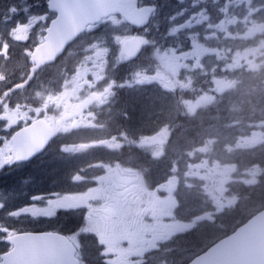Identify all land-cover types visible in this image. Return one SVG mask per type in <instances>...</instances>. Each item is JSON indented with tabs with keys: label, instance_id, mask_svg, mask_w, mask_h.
Segmentation results:
<instances>
[{
	"label": "rangeland",
	"instance_id": "rangeland-1",
	"mask_svg": "<svg viewBox=\"0 0 264 264\" xmlns=\"http://www.w3.org/2000/svg\"><path fill=\"white\" fill-rule=\"evenodd\" d=\"M10 1L11 5L9 6ZM166 1H160L161 8H164L161 21L156 20L150 26L138 30L128 24L122 16L111 15L102 19V23L100 22L101 24L98 25L100 33L97 36L86 37L79 46L81 48L90 47V52L95 53L94 56L97 62H93L96 65H92L93 70L91 71V79L94 80V84L103 82L107 86L110 80L116 82L118 96L113 103L118 104L119 112H121L122 96L126 93L127 88L135 83L145 84V73H148L146 66L139 64L141 61L138 58L132 61L131 64L124 65L127 59L120 50V42L123 39L137 34L145 46L144 56L141 57L145 58L149 53H152L155 58L161 57V64L165 63L166 65V80L162 82L157 77H151L150 82H160L171 93H176L178 88H181L179 90L181 93L182 90L189 87L188 82L181 77L182 71L189 74L188 69L194 68V70L198 69L199 73H206L204 67L205 53L208 51L219 53L215 49L218 46H210L200 37L205 30L211 27L208 24L212 20L207 12V7L204 6L199 11L198 6L201 3L207 5L209 0ZM215 1L219 0H210L211 3ZM243 1H245L247 9L251 11L254 7V0H225L222 9L224 17L219 20L218 29L222 31L220 40L221 38L224 39L225 49L228 53L230 52L232 58L236 55H242L243 52L241 51L248 49L251 43L249 38H252L253 34L262 31L261 28L264 26V23L261 22L252 23L246 30L243 29L242 23L236 25L238 24L236 18L252 21L257 19L254 14L242 13L243 16L241 17L239 15H229L235 13V11H229L227 4L232 3L235 8L237 4ZM142 2L155 4L158 0H142ZM169 4H172L174 8H179V10L172 12L168 6ZM258 5L264 6V2ZM6 11L9 14L6 17L8 31L5 34L3 33L5 36L0 33V40L4 42L0 64L3 74L0 75V78H7L8 81L12 82L8 79V75L14 76L17 71L30 67L31 48L37 40L42 39L44 29L53 14L47 8L45 0H8ZM207 21L209 23L204 26ZM160 22H163L164 26L171 25V27L168 33L167 31L164 33L162 43L157 44L154 50H149L147 48L148 44L154 43L150 37L153 31H158ZM182 35H184V38H182ZM187 41L191 44V48L185 51ZM258 42L259 44L250 58L251 61L248 63L249 66L244 71L259 70L264 62L262 59L264 53L261 52L264 40H257L256 43ZM235 46L239 47L234 50ZM161 47L162 49H160ZM253 56L258 59L255 64L252 61L255 59L252 58ZM189 57L192 60L197 58V60L192 65L187 64ZM244 60L248 61V56ZM130 67L131 71L127 73L125 69ZM134 69H139V71H134ZM116 76L118 77L116 78ZM66 83L67 80L62 81V86H65ZM234 83L233 79H228L225 83L214 80L208 88H206L207 85L204 88L195 86L194 93H190V97L179 98V100L176 97L175 99L177 105L180 102L184 107L185 115L198 118L200 122L207 120L203 123V126L208 131V136L202 138L203 142L191 149L188 148V144L186 145L187 150H190L189 154L194 153L195 156H198V160L187 161L183 181L188 186H200V189L213 202L214 208L217 207L218 210L223 205L229 204V202L225 203L227 198L226 201L223 200V195H225L223 191H225V185L233 178V174L237 170L239 156L242 154L240 152L264 143V117H257L249 120L244 132L238 134L234 140L229 139L223 145L217 147L218 149L214 148L215 143L218 141L216 132L219 127H223L221 124L227 121L218 119L211 109V105L218 104L220 97L224 98L216 93L225 91V95L228 97L231 93L230 90L236 88ZM52 93V90L45 92L44 96H51ZM151 98V102H144L145 105L141 106V109L143 115L150 114L154 117L156 124H160L161 127L155 132L141 131L145 122L135 123L134 121L133 125V114L128 113L127 116H131L128 119L130 127L128 133L138 135L137 137H134L135 135L131 136L126 131L118 130L120 125L118 120L112 122L111 117L100 115V110L96 112L84 111L80 116H72L67 123H62L58 132L86 127L93 131L82 132L83 136H81V141L77 145L68 142L59 149H47L32 164H53L59 158L71 161L77 159V164L73 163V168L59 171L61 173L59 180H62V182L56 189L46 188L41 192L33 191L34 184H31L32 178L28 173L30 162L1 166L0 195L5 192V196L0 199V229L4 234L0 239L4 240L7 234H11L18 229L17 226L5 225L6 223L11 224L13 221L10 216L15 219L20 217L24 222L31 225L37 224L38 219L55 218V220L63 221L64 219L62 220L59 217L61 214L65 220L69 216L78 215L81 223L76 225L75 232L72 235L73 238L78 239V237L87 235L94 237L100 247L102 260L107 264H139L144 258L153 254V250L150 252L151 249H158L160 241H166L177 232L194 225V220H197V218L174 220V211L177 207L175 191L179 187L181 178L179 165H174L162 181L151 185L146 178V170L140 167V154H136L131 150H127L125 153L118 152V149L121 150L123 145L137 144L141 148L151 151L154 157L162 156L166 142L169 140V134L172 131L171 126L175 122L172 118L166 119L171 116L165 110L166 101L157 102L156 97ZM22 100H24L23 97ZM227 102V109L232 110L233 119H243L244 116L241 111L243 110L244 100L234 99L230 96L227 98ZM24 105L26 104H23V110L20 112V118L23 122L33 115L29 111L31 108ZM250 108L252 110L257 109L256 103L250 102ZM152 109L155 111H152ZM176 112L172 111L170 113L175 114ZM120 116L114 119H119ZM182 123H186V121ZM4 126L7 127L6 124ZM182 126L181 130H183ZM114 127L116 128L114 129ZM224 127L229 130V127ZM93 132H96L97 135L94 136L95 133ZM161 132L162 134L159 136ZM123 133L127 136L126 140H122L120 137L125 136ZM4 138V135L1 134L0 140ZM8 139L6 138V140ZM92 143H95V145L92 146ZM96 149L98 153L95 151ZM105 151L108 156H106ZM232 156L233 158L230 159L229 157ZM98 157H100V160L97 159ZM114 157H120L121 159ZM222 157L227 159L223 160ZM228 160L233 161V165L230 166L226 163ZM135 163L138 166H134ZM254 167L257 168L256 165ZM36 168L35 171L38 170L36 175L39 177V166ZM15 173H17L16 176L24 174L22 176L23 182L16 181L18 187H7L5 184L9 185L12 182L9 179L10 175ZM189 177L191 179L188 180ZM254 180L255 177L252 175L250 181ZM35 182H39V179ZM14 188H18V190L15 191ZM6 193L9 194L7 202H5ZM12 193H17L22 197L17 202L12 201ZM71 211L74 214L70 215ZM73 241L77 244L76 240ZM185 255L187 254L184 253L183 256Z\"/></svg>",
	"mask_w": 264,
	"mask_h": 264
},
{
	"label": "trees",
	"instance_id": "trees-1",
	"mask_svg": "<svg viewBox=\"0 0 264 264\" xmlns=\"http://www.w3.org/2000/svg\"><path fill=\"white\" fill-rule=\"evenodd\" d=\"M7 1L8 0L0 1V33L4 34L6 31H8L6 24V17L9 15L7 13L8 10L6 11ZM160 1L161 0H158V2L155 3L157 10L152 15L148 25L145 27L150 26L156 20H162L164 8H161ZM168 1L169 0L166 2ZM171 1L175 2L177 0ZM224 1L225 0H219L211 3L209 0L207 5L201 3L198 6L199 11L204 6L207 7V12L212 20L210 23L207 21L206 24H204V26H206L209 23L208 25H211V27L205 30L200 37L208 45L218 46L215 47V49L219 51V53H213L210 51L205 53L204 67L207 72L199 73V70H194V68L188 69L189 74H186L185 71H182L181 77L182 79L186 80V82H188L189 87H186V89L182 90L181 93L179 91L181 88L176 89V93H171L166 89H162L160 84L157 82L150 84L149 86L147 84H135L133 88H127L126 93L122 96L120 110V114L122 116H120L119 119H112V122L116 120L120 122V125L118 126L119 131H126L127 134L134 136L135 134L133 135L132 133H128L130 127L127 121L131 118V116H127L128 112L131 111L129 114H134L133 118L135 123H137V121L141 119V106L145 105L144 102H151V97H156L157 102L166 101L165 110L167 111V114L171 115L166 119L172 118L175 124L171 126L172 131L169 134V140L166 142L165 150L162 153V156L154 157L151 154V151L143 149L137 144L123 145L121 150L118 149V152L125 153L127 150H131L136 154L139 153V161L141 162L140 167L146 170V178L151 183V185L162 181L170 173L174 165H179V175L181 178L179 187L175 191V195L177 197V207L174 211V220H192L193 218H197V220H194V225L188 229L177 232L173 237L167 239L166 241H160L158 244V249H151L150 252L153 250V254L147 258H144V260L139 264H186L193 255L202 252L216 240L235 230L238 225L246 221L256 211L264 207V143L244 150L247 152H240L242 154L239 156L237 170L233 174V178L225 185L226 189L223 191V193H225V195H223V200L226 201L227 198L225 203L229 202V204L223 205L219 210L217 207L214 208L213 202L208 197V195L200 189V186H188L183 181L187 161L198 160V156H195L194 153L189 154L190 150H187L186 145L188 144L189 149L195 147L196 145H200L203 142L202 138L204 136H208V131L205 130L203 126V123L207 120L200 122L198 118H195L191 115H185V110L182 104L180 102L179 105L176 104V97H178V100L179 98L190 97V93H194L195 86L204 88L206 87L205 85H207L206 88H208L210 84H213L214 80H219L223 83H225V81L228 79H233L235 81L234 86H236V88L230 90L231 93L228 95V97L231 96L234 99L239 98L244 100V104L242 105L243 110L241 111V114H243L244 117L241 120H234L232 110L227 109L228 97L225 95V91L222 93H216L218 96L222 95L224 98L220 97L218 104L211 105V109L214 111V114L218 117V119L227 121L226 123H222L221 126L223 127H219V130L216 132V136L218 138V141L214 145V148L216 149H218L217 147L223 145L227 140H234L238 134L243 133L249 120H253L257 117H264V62L261 64L262 66L259 70H254L252 72L244 71L245 68H248V63L251 61L250 58L255 52L254 49H256L259 44V42L256 43V41L264 40V26L261 28L262 31H259L258 34H253L254 36L249 38L251 43L249 44L248 49L241 51L243 52L242 55H236L234 58H232L230 52L228 53L225 49L224 39L221 38L220 40V37H222V31L218 29L219 20H222L224 17V11L222 10ZM262 2L264 1L254 0V7L251 11L247 9L245 1L237 4L235 8L233 7L232 3L230 5L227 4V9H229V11H235V13H230V16L239 15L241 17L243 16L242 13L247 15H256L257 19L254 21L250 19L245 20L236 18L238 21V24L236 25H241L242 23L243 29L247 30L248 26L252 23H264V6L258 5ZM10 5L11 1L9 2V6ZM168 6L172 12L179 10V8H174L172 4H169ZM170 27L171 25L164 26L163 22H160L158 31H153L150 37L154 43H149L147 48H149V50H154L157 44H161L164 33L166 31L168 33ZM137 29L139 30L142 28ZM198 30L201 31L200 28H198ZM182 38H184V35H182ZM238 47L235 46L234 50H236ZM185 48V51L190 50L191 48V44L188 41L185 44ZM144 49L145 46L138 55V59L141 61L139 64L145 65L147 72L154 68L158 69L160 67L161 57L155 58L154 55L152 56V53H149L145 58H143L141 56H144ZM160 49H162V47ZM261 52L264 53V45L262 46ZM2 55L3 54L0 55V64L2 62ZM243 56L244 58L248 56V61L244 60ZM252 58L255 57L253 56ZM70 59L72 58L70 57ZM262 59L264 60V56H262ZM196 60L197 58L192 60V58L189 57L187 59V64L192 65ZM252 61L255 64L258 59L255 58ZM127 63L131 64V61L126 60L124 65ZM125 71L128 73L131 71V67L125 69ZM134 71H139V69H134ZM28 73L29 67L24 70L17 71L14 76L8 75V79H10L12 82L8 81L7 78L6 81L10 84H14L24 80ZM1 74H3L2 70H0V75ZM117 77L118 76H116V78ZM61 79L62 77L60 72H57L52 78L49 79V82L52 84ZM33 83L34 79H31L26 87L20 88L14 93L20 94L24 100L29 99L31 92L33 93ZM4 89L5 85L2 86V89L0 90L1 93H3ZM133 92H135L136 96L141 97L143 102H141L138 98H132L131 96ZM250 102H255L257 109L252 110L250 108ZM153 109L152 111H155ZM172 111L177 112L175 114H171L170 112ZM184 121H186V123H182ZM143 122H145V125L141 131H146L148 133L149 131H158L161 127L160 124H156L154 117L150 115H146L143 119ZM180 123H182L183 126ZM181 126L183 127V130H181ZM224 126L229 127V130H227ZM116 127H114V129ZM92 131L93 130L86 128L85 130L77 131V135H63L62 143L58 140H54L52 144H50L49 148L59 149L63 144L68 142H72L73 144L77 145L81 141V136H83L82 132ZM93 133H95L94 136L97 135L96 132ZM123 135L125 136H120L121 139L126 140V134L123 133ZM134 137H137V135ZM95 151L98 153L97 149ZM106 156H108L107 152ZM106 156L103 157L105 158ZM39 158L40 156L35 158L33 162H30V168L28 171L32 178L31 184H34L33 191L41 192L46 188L56 189L62 182V180H59L61 176L59 171H65L73 168V163L77 164V159L71 161L59 158V160H56L53 164L32 165ZM114 158L119 159L120 157ZM229 158L231 159L233 156ZM97 159L100 160V157ZM222 159L226 160L227 158L222 157ZM135 161L139 162L138 160ZM226 163L230 164V166L233 165V161L231 160H228ZM120 165L122 164L120 163ZM254 165H256L257 168H255ZM38 166L39 177L36 175L38 170L35 171V169H37L36 167ZM134 166H138L137 163H135ZM53 171H55V173H53ZM17 173L10 175L9 179H11L12 182L9 185L5 184L7 187H18L17 182H23L22 176L24 174L16 176ZM252 175L255 177L254 181H250ZM35 179H39V182H35ZM189 179H191V177H189L188 180ZM14 190L17 191L18 188H14ZM4 194L5 192L0 195V199L4 198ZM8 196L9 194L6 193L5 202H7ZM21 197L22 195L12 193V201L17 202ZM72 214H74L73 211H71L70 215ZM59 217L60 219L64 220L58 221L57 219L55 220V218L38 219L37 224L30 225L29 223L24 222V220H22L20 217L15 219L10 216L13 221L11 224L6 223L5 225H10V227L17 226V230H58L64 232L71 239L77 241L79 254L82 258L83 264H107L104 262V260H102L100 247L98 246L94 237L87 235L78 237V239L73 238L72 235L75 232L76 225L81 223V219L78 215L69 216L67 217V220H65L62 214ZM2 235L4 234L0 229V237ZM8 248L9 244L5 241V239H0V254ZM184 253L187 255L183 256Z\"/></svg>",
	"mask_w": 264,
	"mask_h": 264
},
{
	"label": "water",
	"instance_id": "water-1",
	"mask_svg": "<svg viewBox=\"0 0 264 264\" xmlns=\"http://www.w3.org/2000/svg\"><path fill=\"white\" fill-rule=\"evenodd\" d=\"M47 4L55 16L45 28L43 39L31 50L29 74L10 90L25 87L39 67L54 62L88 25L120 15L140 28L149 23L156 10V5L139 0H47ZM120 45L122 54L129 58L143 49L137 34L123 39ZM54 136L52 124L42 117L17 128L11 136L17 159L28 161L40 154ZM5 241L10 247L0 254V264H81L76 244L58 230L17 231L7 235ZM187 264H264V207Z\"/></svg>",
	"mask_w": 264,
	"mask_h": 264
},
{
	"label": "flooded vegetation",
	"instance_id": "flooded-vegetation-1",
	"mask_svg": "<svg viewBox=\"0 0 264 264\" xmlns=\"http://www.w3.org/2000/svg\"><path fill=\"white\" fill-rule=\"evenodd\" d=\"M45 2L48 8L47 0H45ZM49 11L53 14V16L50 18L51 20L54 18L55 13L51 10ZM101 21L88 25L86 30L81 33L72 43H70L66 47L65 51L59 55L54 62L50 64H43L35 71L33 76V93L31 92L30 99L22 100V96L20 94L14 93L20 88L10 90L14 85H16V83L10 84L5 78H0V90L2 89V86L5 85L3 93L0 91V135L3 134L5 137L4 139L0 140V167L5 164L15 165L22 162L16 157L13 144L11 142V136L19 126L29 123L34 119L42 117L47 119L52 124V127L55 130V136L50 140V146L54 140H58L62 143L63 135H77V131H82L87 128L58 132L60 125L62 123H67V121L71 119L72 116L78 117L84 111L88 110L91 112L100 110V115L104 117H111L112 119L121 115L118 104L113 103V101H115L118 96V86L116 82L114 80H110L108 81L107 86L104 85L103 82L94 84V80L91 79V71L93 70L92 65L95 64L93 62H97L94 56L95 53L90 52V47H79L86 37L93 35L97 36L100 33V27H98V25L102 23ZM38 42H40V40H37L33 44L32 48ZM3 45L4 42L0 40V55L3 53ZM123 56L131 62L137 60L138 58V56L134 58H129L125 55ZM70 57L72 59H70ZM165 69L166 65L163 63L158 69L154 68L148 73H145V84L149 86L150 84L156 83V81L150 82L151 77H157L160 81L165 82ZM57 72H60L62 79L51 84L49 79L52 78ZM65 80H67V83L65 86H62V81L64 82ZM157 83L160 84L162 89H165L160 82ZM135 84L130 86V88H133ZM51 90L53 91L51 96L45 97V92ZM131 97L138 98L141 102H143L141 97L136 96L135 92H133ZM23 104H26L24 105L25 107H30L31 109H29V111L33 113L31 118L25 122H23L20 118V112L23 110ZM142 113L143 112H141V114ZM145 116L146 115L142 114L141 119L137 121V123L143 121ZM4 124L7 125L6 128ZM161 134L162 132L159 134V136H161ZM6 138L9 139L6 140ZM93 144L95 145V143H92V145ZM33 161L34 159H30L28 162Z\"/></svg>",
	"mask_w": 264,
	"mask_h": 264
}]
</instances>
